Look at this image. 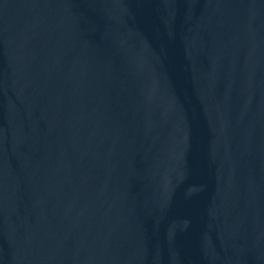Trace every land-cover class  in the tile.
<instances>
[{
    "label": "water",
    "instance_id": "water-1",
    "mask_svg": "<svg viewBox=\"0 0 264 264\" xmlns=\"http://www.w3.org/2000/svg\"><path fill=\"white\" fill-rule=\"evenodd\" d=\"M0 264H264V0H0Z\"/></svg>",
    "mask_w": 264,
    "mask_h": 264
}]
</instances>
